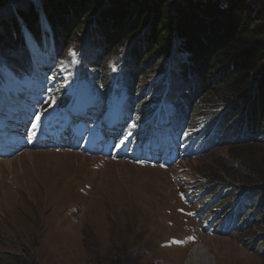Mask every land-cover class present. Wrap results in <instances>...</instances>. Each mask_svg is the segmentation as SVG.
I'll return each instance as SVG.
<instances>
[{"label":"trees","instance_id":"1","mask_svg":"<svg viewBox=\"0 0 264 264\" xmlns=\"http://www.w3.org/2000/svg\"><path fill=\"white\" fill-rule=\"evenodd\" d=\"M0 10L6 11L1 57L25 50L29 42L43 50L48 33L56 64L73 59L76 75L67 88L59 69L46 76L31 58L25 65L1 60L2 126L20 129L17 113L52 119L64 112L72 124L97 112L93 125H121L133 157H153L152 166L162 168L228 144L264 147V0H0ZM90 50L99 51L96 60ZM148 61L156 63L149 68ZM112 63L120 65L110 79L106 69ZM23 80L45 85L48 97L56 90L57 108ZM259 160L230 157L229 164L251 178L250 186L239 187L244 179L213 178L202 190H189L192 204L205 201L199 211L211 223L210 234L229 237L245 218L263 226L264 190L258 187L264 188V156ZM230 197L235 200L228 205Z\"/></svg>","mask_w":264,"mask_h":264},{"label":"rangeland","instance_id":"2","mask_svg":"<svg viewBox=\"0 0 264 264\" xmlns=\"http://www.w3.org/2000/svg\"><path fill=\"white\" fill-rule=\"evenodd\" d=\"M4 15L6 11L0 10V20ZM25 50L0 56V61L9 58L25 65L31 58L43 68L46 46L41 50L40 45L29 42ZM98 52L90 50L89 55L96 60ZM115 63L106 69L110 79L114 67L120 65ZM155 63L148 61L146 67ZM73 64V59L53 64L65 77L67 88L75 82ZM163 65L159 70H164ZM23 81L22 85H30L29 90L50 101L49 107L57 108L56 90L48 97L45 85ZM30 113L32 120L24 119L20 129L7 131L21 150L13 154L6 149L5 158L0 155V264H14L17 259L27 264H264V222L254 226L245 218L242 228L229 237L210 234L205 230L209 219H198L193 213L205 201L190 204L188 199L194 195L186 197L192 187L200 191L213 178L223 183L244 179L239 187L250 186L251 178L242 177L236 164H229L230 157L259 160L264 147L248 143L250 147L236 149L228 144L172 168L138 166L127 160L130 153L116 133L98 141L93 127L85 135L86 151L62 148L59 118L50 128L57 132L58 145L50 147L46 135L33 137L41 132L43 122ZM71 136L66 134V139ZM97 144L100 147L92 156L88 150ZM232 200L228 199V205Z\"/></svg>","mask_w":264,"mask_h":264},{"label":"bare ground","instance_id":"3","mask_svg":"<svg viewBox=\"0 0 264 264\" xmlns=\"http://www.w3.org/2000/svg\"><path fill=\"white\" fill-rule=\"evenodd\" d=\"M46 55V58H47V61H46V64L45 65H43V69H45V70H49L50 69V65L52 64V62H53V55H52V53H51V51L50 50H48L46 53H45ZM44 66H48L47 68H44ZM50 66V67H49Z\"/></svg>","mask_w":264,"mask_h":264},{"label":"water","instance_id":"4","mask_svg":"<svg viewBox=\"0 0 264 264\" xmlns=\"http://www.w3.org/2000/svg\"><path fill=\"white\" fill-rule=\"evenodd\" d=\"M47 38H48V43H47V45H48V47H51V42H50V38H49V36H47Z\"/></svg>","mask_w":264,"mask_h":264},{"label":"snow or ice","instance_id":"5","mask_svg":"<svg viewBox=\"0 0 264 264\" xmlns=\"http://www.w3.org/2000/svg\"><path fill=\"white\" fill-rule=\"evenodd\" d=\"M36 119H37V121H39L40 117H39V116H37V117H36Z\"/></svg>","mask_w":264,"mask_h":264}]
</instances>
